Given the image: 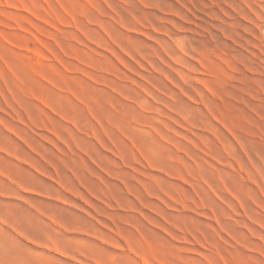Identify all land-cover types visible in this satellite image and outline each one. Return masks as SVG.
Wrapping results in <instances>:
<instances>
[{
    "label": "rangeland",
    "instance_id": "obj_1",
    "mask_svg": "<svg viewBox=\"0 0 264 264\" xmlns=\"http://www.w3.org/2000/svg\"><path fill=\"white\" fill-rule=\"evenodd\" d=\"M0 264H264V0H0Z\"/></svg>",
    "mask_w": 264,
    "mask_h": 264
}]
</instances>
